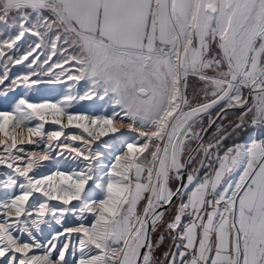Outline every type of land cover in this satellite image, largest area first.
<instances>
[{"label": "snow or ice", "instance_id": "6c2138e0", "mask_svg": "<svg viewBox=\"0 0 264 264\" xmlns=\"http://www.w3.org/2000/svg\"><path fill=\"white\" fill-rule=\"evenodd\" d=\"M0 26V264H264V138L226 146L264 129V0H0Z\"/></svg>", "mask_w": 264, "mask_h": 264}, {"label": "rangeland", "instance_id": "374dc122", "mask_svg": "<svg viewBox=\"0 0 264 264\" xmlns=\"http://www.w3.org/2000/svg\"><path fill=\"white\" fill-rule=\"evenodd\" d=\"M7 35L5 34L3 27L0 26V41L7 39ZM34 39V38H31ZM26 47V45H25ZM53 59H56L55 57ZM27 69H25L23 66H16L15 68L12 69V74L13 75H20L23 74L24 72H26ZM58 71V70H57ZM45 87H54V88H63L62 85H56V86H45ZM3 89H0V92H2ZM23 93V89H17L16 92H9L7 94V96L0 94V111H10L11 108L14 105V97L17 96V94H22ZM55 98V93L53 92H44L41 94H33L32 95V99L36 100V101H40L42 99H52ZM84 105H91L93 102L91 101H84L82 102ZM97 105H102L103 102L102 101H96ZM109 114H110V109L108 110ZM46 127H49L48 125H46ZM19 131H23V129H18ZM118 135V134H117ZM243 143V142H242ZM108 161L106 160L105 163H107ZM58 227V226H57ZM47 235V233H46ZM37 254L39 253V250H37Z\"/></svg>", "mask_w": 264, "mask_h": 264}, {"label": "trees", "instance_id": "16d2710c", "mask_svg": "<svg viewBox=\"0 0 264 264\" xmlns=\"http://www.w3.org/2000/svg\"><path fill=\"white\" fill-rule=\"evenodd\" d=\"M230 115L231 116H229V117L233 118V117H236L238 115V113H236V112H230ZM246 132H237L236 134H234L232 136V138H230V139H228L226 141V146L227 147H230L234 143L242 142L243 139L245 138L246 134H247ZM171 245H172V241L170 239H167L165 241L164 245L162 246L161 251L169 250L171 248Z\"/></svg>", "mask_w": 264, "mask_h": 264}, {"label": "crops", "instance_id": "0c3cea01", "mask_svg": "<svg viewBox=\"0 0 264 264\" xmlns=\"http://www.w3.org/2000/svg\"><path fill=\"white\" fill-rule=\"evenodd\" d=\"M231 112V111H230ZM229 116H231V115H229ZM236 117H233V118H231V117H229V119H235ZM247 134H246V136H245V138L243 139V143H249V142H251V140H253V139H258V133L255 131V130H250V131H247L246 132ZM242 142H239V143H242ZM172 251H175V249L173 248V249H171Z\"/></svg>", "mask_w": 264, "mask_h": 264}, {"label": "bare ground", "instance_id": "6f19581e", "mask_svg": "<svg viewBox=\"0 0 264 264\" xmlns=\"http://www.w3.org/2000/svg\"><path fill=\"white\" fill-rule=\"evenodd\" d=\"M250 130H255L257 133H258V139L260 138H264V129H261L259 127H256V128H253L251 125H250Z\"/></svg>", "mask_w": 264, "mask_h": 264}, {"label": "built area", "instance_id": "2783aa9c", "mask_svg": "<svg viewBox=\"0 0 264 264\" xmlns=\"http://www.w3.org/2000/svg\"><path fill=\"white\" fill-rule=\"evenodd\" d=\"M230 120H235V119H230ZM228 123V121H225V124H227ZM246 131H250V124L249 125H247L243 130H241V131H239V132H246Z\"/></svg>", "mask_w": 264, "mask_h": 264}]
</instances>
